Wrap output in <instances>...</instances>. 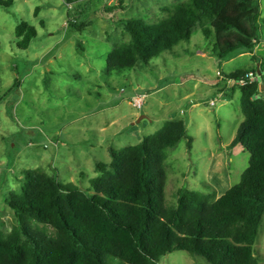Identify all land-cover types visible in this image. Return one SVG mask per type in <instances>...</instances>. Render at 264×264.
<instances>
[{"label":"rangeland","instance_id":"obj_1","mask_svg":"<svg viewBox=\"0 0 264 264\" xmlns=\"http://www.w3.org/2000/svg\"><path fill=\"white\" fill-rule=\"evenodd\" d=\"M184 1L14 0L13 6L0 8V230L4 234L15 223L6 200L11 193L19 194L24 171L39 170L59 183L88 189L89 180L98 175L96 165L110 162L109 148L134 146L171 120L185 122L192 146L187 149V140L182 139L165 152L164 194L169 206L175 205L180 189L213 192L216 200L239 182L249 154L231 155L227 144L243 120L242 87L228 85L224 74L247 67L259 75L264 68V0H259V44L252 52L241 51L220 61L211 55L212 35L204 38L197 26L188 42L148 65L132 70L108 67L110 51L130 40L121 20L158 23L169 16L165 9ZM22 22L38 32L27 50L16 46L14 30ZM216 78L223 80V87L234 85L227 97L210 91ZM141 96L143 105L138 109L134 99ZM211 101L215 106L209 105ZM190 103L198 106L188 111ZM253 251L258 264H264V214ZM104 259L107 264H124L108 256ZM159 264L207 263L185 252H172Z\"/></svg>","mask_w":264,"mask_h":264},{"label":"trees","instance_id":"obj_2","mask_svg":"<svg viewBox=\"0 0 264 264\" xmlns=\"http://www.w3.org/2000/svg\"><path fill=\"white\" fill-rule=\"evenodd\" d=\"M13 4L0 0V8ZM164 11L169 16L154 24L120 21L130 40L110 51V69L148 65L188 42L197 26L204 38L212 35L211 55L220 61L259 44V0H186ZM14 34L20 50L38 37L25 22ZM263 69L259 75L247 67L224 74L228 85L249 73L260 82L240 88L243 120L228 146L249 154L248 167L218 199L213 192L180 189L175 205L167 204L165 152L182 139L187 149L192 146L185 122L171 120L134 146L109 148L110 162L96 165L98 175L88 189L59 183L39 170L24 171L19 194L6 200L15 223L8 234L0 230V264H107L104 256L124 264H159L172 252L207 264H258L253 246L264 214Z\"/></svg>","mask_w":264,"mask_h":264},{"label":"crops","instance_id":"obj_3","mask_svg":"<svg viewBox=\"0 0 264 264\" xmlns=\"http://www.w3.org/2000/svg\"><path fill=\"white\" fill-rule=\"evenodd\" d=\"M70 5V4H69ZM36 39V38H35ZM225 64V62H224ZM216 81L214 83L211 84L210 86V91L213 92L214 95H217V97H227L229 95V91H233L229 86L227 87H223L224 86V82L222 79L220 78H216L215 79ZM234 89V88H233ZM188 106V105H187ZM198 105L196 104H192L190 103V105L188 106V111H192L194 110L195 107H197ZM215 106V105H214ZM216 116V115H215ZM216 118L220 119V117H217ZM218 119H216V123L218 121ZM242 121L239 122V124L241 123ZM218 124V123H217ZM219 128V127H217ZM236 131V129H235ZM235 131H234V134H233V137L230 139L229 143L227 144V147L229 146V144L231 143V141L233 140L234 138V135H235ZM221 146V145H220ZM222 147V146H221ZM243 151L242 147L241 146H236L234 149L231 150V155L232 154H239Z\"/></svg>","mask_w":264,"mask_h":264},{"label":"built area","instance_id":"obj_4","mask_svg":"<svg viewBox=\"0 0 264 264\" xmlns=\"http://www.w3.org/2000/svg\"><path fill=\"white\" fill-rule=\"evenodd\" d=\"M258 82V77L254 74H247V76L245 77V80H240L238 81L237 83L243 87V86H246V85H251V84H254V83H257ZM143 99H144V96H141L139 98H136L134 99V105L140 109L141 106L143 105ZM211 107H213L215 105V102L214 101H211L210 104H209Z\"/></svg>","mask_w":264,"mask_h":264},{"label":"water","instance_id":"obj_5","mask_svg":"<svg viewBox=\"0 0 264 264\" xmlns=\"http://www.w3.org/2000/svg\"><path fill=\"white\" fill-rule=\"evenodd\" d=\"M143 118V117H142Z\"/></svg>","mask_w":264,"mask_h":264}]
</instances>
